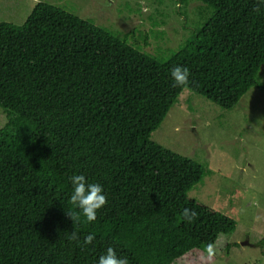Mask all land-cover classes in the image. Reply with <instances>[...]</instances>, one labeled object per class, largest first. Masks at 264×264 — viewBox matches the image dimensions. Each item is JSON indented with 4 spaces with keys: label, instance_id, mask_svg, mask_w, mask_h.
Wrapping results in <instances>:
<instances>
[{
    "label": "trees",
    "instance_id": "16d2710c",
    "mask_svg": "<svg viewBox=\"0 0 264 264\" xmlns=\"http://www.w3.org/2000/svg\"><path fill=\"white\" fill-rule=\"evenodd\" d=\"M194 1L211 16L163 59L47 3L0 22V264H97L109 246L128 264H175L232 234L234 220L185 194L204 168L150 136L183 90L225 110L264 91V0ZM177 66L190 89L174 86ZM73 174L107 196L92 223L66 215Z\"/></svg>",
    "mask_w": 264,
    "mask_h": 264
},
{
    "label": "rangeland",
    "instance_id": "374dc122",
    "mask_svg": "<svg viewBox=\"0 0 264 264\" xmlns=\"http://www.w3.org/2000/svg\"><path fill=\"white\" fill-rule=\"evenodd\" d=\"M47 3L111 32L153 58L180 50L211 12L194 0H0V22L22 25ZM257 82L264 85V64ZM6 116L0 108V128ZM150 140L204 168L185 189L214 217L232 219L230 235L208 238L175 264H264V91L251 88L232 109L183 90Z\"/></svg>",
    "mask_w": 264,
    "mask_h": 264
},
{
    "label": "clouds",
    "instance_id": "9594fccd",
    "mask_svg": "<svg viewBox=\"0 0 264 264\" xmlns=\"http://www.w3.org/2000/svg\"><path fill=\"white\" fill-rule=\"evenodd\" d=\"M170 75L174 86L190 89L192 82L189 77L191 73L187 67H174L171 69ZM69 179L73 187L69 203L73 205L74 210L69 211L66 215L73 221V224L80 222L81 215L88 223L94 222L97 219V211L107 203V196L104 194L102 186L97 183H89L83 174H73ZM180 215L183 220L189 223L194 222L198 217V213L191 208H184ZM70 239L78 241L79 236L73 231ZM94 239L93 234L86 235L83 245L91 244ZM97 264H128V259L126 256H118L116 250L109 246L104 254L98 257Z\"/></svg>",
    "mask_w": 264,
    "mask_h": 264
}]
</instances>
